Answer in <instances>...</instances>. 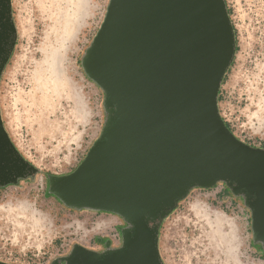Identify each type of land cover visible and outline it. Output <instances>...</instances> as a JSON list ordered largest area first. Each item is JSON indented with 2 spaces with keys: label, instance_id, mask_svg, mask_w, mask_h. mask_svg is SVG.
Here are the masks:
<instances>
[{
  "label": "water",
  "instance_id": "obj_1",
  "mask_svg": "<svg viewBox=\"0 0 264 264\" xmlns=\"http://www.w3.org/2000/svg\"><path fill=\"white\" fill-rule=\"evenodd\" d=\"M16 43L12 0H0V81ZM237 45L225 0L108 1L81 59L104 94L102 132L73 172L47 179L66 208L122 218L121 244H75L51 264H165L163 221L193 190L218 184L249 210L264 253V148L238 139L219 110ZM39 171L14 146L0 108V188Z\"/></svg>",
  "mask_w": 264,
  "mask_h": 264
},
{
  "label": "rangeland",
  "instance_id": "obj_2",
  "mask_svg": "<svg viewBox=\"0 0 264 264\" xmlns=\"http://www.w3.org/2000/svg\"><path fill=\"white\" fill-rule=\"evenodd\" d=\"M108 1L12 0L17 43L0 81V108L14 146L40 171L0 188L1 263L51 264L75 244H121L122 218L66 208L48 194L47 179L73 172L102 132L104 94L81 59ZM227 4L238 45L219 107L238 139L264 148V0ZM221 236L232 238L234 256L225 240L215 246ZM160 252L165 264H264L250 212L224 184L195 189L179 204L162 223Z\"/></svg>",
  "mask_w": 264,
  "mask_h": 264
},
{
  "label": "bare ground",
  "instance_id": "obj_3",
  "mask_svg": "<svg viewBox=\"0 0 264 264\" xmlns=\"http://www.w3.org/2000/svg\"><path fill=\"white\" fill-rule=\"evenodd\" d=\"M222 234H223V233H222ZM220 238H223V241H222V239H220ZM225 238H226V236H225V237L221 236V237H218L217 239H215V243H216L215 246H216L217 248L222 247V243H221V242H224ZM225 243L231 245V253H230V256H234V252H233V251H234V247H235V245H234V243H233L232 238H231V240H229V239L225 240Z\"/></svg>",
  "mask_w": 264,
  "mask_h": 264
},
{
  "label": "built area",
  "instance_id": "obj_4",
  "mask_svg": "<svg viewBox=\"0 0 264 264\" xmlns=\"http://www.w3.org/2000/svg\"><path fill=\"white\" fill-rule=\"evenodd\" d=\"M225 1H226V3H228V0H225ZM227 6H228V4H227ZM225 82H226V81H225ZM225 82H224V83H225ZM224 83H223V84H224ZM219 110H220V114H221V116H222L224 122L226 123V125L229 126L230 130H231V131L235 134V136L237 137L236 133L234 132V130H233L231 124H230V119L228 118L226 112L223 111V109H221L220 107H219Z\"/></svg>",
  "mask_w": 264,
  "mask_h": 264
},
{
  "label": "trees",
  "instance_id": "obj_5",
  "mask_svg": "<svg viewBox=\"0 0 264 264\" xmlns=\"http://www.w3.org/2000/svg\"><path fill=\"white\" fill-rule=\"evenodd\" d=\"M229 13H230V11H229ZM230 15H231V13H230ZM236 34H237V32H236ZM225 81H226V78H225ZM224 81V82H225ZM219 101H220V96H219ZM228 126V125H227ZM228 128H229V126H228ZM229 190V189H228ZM229 192H230V190H229Z\"/></svg>",
  "mask_w": 264,
  "mask_h": 264
}]
</instances>
